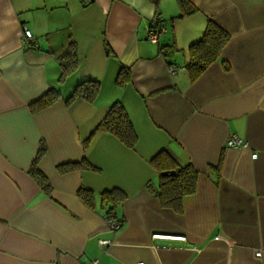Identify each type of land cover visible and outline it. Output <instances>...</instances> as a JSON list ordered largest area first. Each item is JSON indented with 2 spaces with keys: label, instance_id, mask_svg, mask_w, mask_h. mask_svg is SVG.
I'll return each instance as SVG.
<instances>
[{
  "label": "crops",
  "instance_id": "1",
  "mask_svg": "<svg viewBox=\"0 0 264 264\" xmlns=\"http://www.w3.org/2000/svg\"><path fill=\"white\" fill-rule=\"evenodd\" d=\"M187 1L192 11L178 17L177 0H0V264H264V0ZM155 15L167 30L158 44L145 38ZM208 21L229 40L191 81L187 49ZM70 43L78 64L59 83L57 58ZM121 67L129 79L120 88ZM84 80L99 82L94 100L66 106ZM51 87L60 99L32 113L29 103ZM117 100L135 146L97 132L84 148ZM232 134L248 146L227 147ZM41 142L51 197L27 172ZM162 149L197 171L182 212L151 191L148 162ZM83 157L100 171L54 168ZM80 186L126 194L114 212L119 228L81 203Z\"/></svg>",
  "mask_w": 264,
  "mask_h": 264
},
{
  "label": "trees",
  "instance_id": "2",
  "mask_svg": "<svg viewBox=\"0 0 264 264\" xmlns=\"http://www.w3.org/2000/svg\"><path fill=\"white\" fill-rule=\"evenodd\" d=\"M177 5L181 7V14L183 16L192 11L187 0H177ZM159 16V15H156ZM160 18V16L158 17ZM163 23V19L161 18ZM164 25V24H163ZM165 26V25H164ZM202 36L196 42L188 46V60L184 65L188 71L189 79L192 81L199 76L207 66L213 61L217 60L220 51L229 40V34L216 24L208 21L204 27ZM163 49V48H161ZM160 49V50H161ZM107 54L110 49L106 46ZM75 52V46L70 43L68 47L59 55V83L63 81L66 76L76 69L78 58ZM129 79V70L121 67L115 83L121 87L127 84ZM99 82L92 80H84L75 85L72 92L64 99V103L68 106L76 98H81L87 102H92L99 92ZM59 91L56 88H49L46 92L40 95L38 99L29 103L28 108L32 113L38 112L45 107H49L54 102L60 99ZM123 105L120 101L110 103L109 108L99 121V123L92 129L90 135L82 142L84 148L87 147L92 136L97 132H108L110 135L117 137L121 143L129 148H133L137 142V134L132 128V123L127 116ZM39 148L33 156L30 166L27 168L29 175L36 181L37 185L42 190V193L47 197H51V187L44 173L38 169L39 161L46 153V146L43 142L39 143ZM155 170L157 176V186L151 189L159 204L162 207L172 209L175 212H182L184 198L193 195L196 191L197 171L191 164L181 165L166 149L157 151V153L148 162ZM59 174H65L75 170H91L99 172L100 169L93 166L85 157L79 161L65 162L56 165ZM166 171L168 174L161 175V172ZM172 174H169L170 172ZM161 175V176H160ZM149 188L150 182H149ZM79 199L86 206L96 209H101L105 217H114L116 208L125 200L126 194L118 188L107 189L100 193H95L90 189L80 186L76 190Z\"/></svg>",
  "mask_w": 264,
  "mask_h": 264
},
{
  "label": "built area",
  "instance_id": "3",
  "mask_svg": "<svg viewBox=\"0 0 264 264\" xmlns=\"http://www.w3.org/2000/svg\"><path fill=\"white\" fill-rule=\"evenodd\" d=\"M159 16H153L151 17V21H150V24L148 26V28L145 30L146 31V35H145V38L147 40L150 41V43H153V44H158L160 41L161 38H164L166 36V33H167V30H166V27L163 25V23L161 22V18H158ZM31 32L26 29V28H23V31H22V34L21 36H23V41L25 43H34V38L33 36H31ZM168 51L167 49L163 48L160 50V53L161 55L165 56L167 55ZM168 66V70L171 74H175L176 71H177V67L175 66V64L173 63H170ZM225 145L227 147H231V148H236V149H243V148H246L248 146V142L235 135V134H232V136L230 135L225 143ZM257 156L256 153H253L251 154V157L252 158H255ZM106 220H107V223H108V226L111 228V229H117L119 228L120 226V222L117 221L114 217L110 216V217H106ZM108 241L107 240H100V244H106ZM261 256V251L260 250H255L254 252V257L256 258H259ZM96 261H93L92 263H94ZM137 264H143L142 262H138Z\"/></svg>",
  "mask_w": 264,
  "mask_h": 264
},
{
  "label": "water",
  "instance_id": "4",
  "mask_svg": "<svg viewBox=\"0 0 264 264\" xmlns=\"http://www.w3.org/2000/svg\"><path fill=\"white\" fill-rule=\"evenodd\" d=\"M173 173H174V171L173 172L171 171L169 174H172L173 175ZM165 174H168V172H166V171L161 172V175H165Z\"/></svg>",
  "mask_w": 264,
  "mask_h": 264
}]
</instances>
